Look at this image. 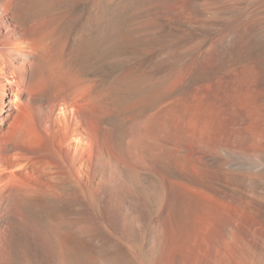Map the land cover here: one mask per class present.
Segmentation results:
<instances>
[{
  "label": "bare ground",
  "instance_id": "bare-ground-1",
  "mask_svg": "<svg viewBox=\"0 0 264 264\" xmlns=\"http://www.w3.org/2000/svg\"><path fill=\"white\" fill-rule=\"evenodd\" d=\"M72 1L0 0V264H264V0L147 22L214 35L200 74L251 92V123L225 126L193 125L174 75L122 70L153 54L123 21L145 0Z\"/></svg>",
  "mask_w": 264,
  "mask_h": 264
},
{
  "label": "rangeland",
  "instance_id": "rangeland-1",
  "mask_svg": "<svg viewBox=\"0 0 264 264\" xmlns=\"http://www.w3.org/2000/svg\"><path fill=\"white\" fill-rule=\"evenodd\" d=\"M82 1L83 0H81V1L80 0H73L71 3L72 4L71 6L72 7H76V6L79 7L81 5ZM91 1H92L93 6H94V9L97 8L96 6H98L101 2V0H91ZM110 1L114 2V0H110ZM146 1H148V3ZM174 2H172V0H169V1L168 0H152V2L149 0H145V1L139 2V5H140V3H142L143 6L140 5V7H139V5L138 6L136 5V7L134 9L135 13H141L139 16L137 14L132 13L133 9L130 11L131 13L129 12L130 14L127 13L129 16L126 15L124 17L125 19L123 20L125 23L126 32L129 33L130 36L135 37V38L142 36V37H139V39H141V40H143V42H145L144 43L145 47L142 48V50L143 49L147 50L149 47H151L153 54L151 55V57H152L151 58L150 56L144 55L142 53V51H141V53H133L130 50L122 52L121 58L124 59V62H125V64L122 67V70H125L127 72L140 71L141 70L140 72H142L143 74H147V73H145V71L146 72H153V73H156L160 77L163 75H169V73L174 75V78L172 79V82L170 83V85L172 84L174 86L177 81L180 82L181 86H180V89H178L176 94L177 95L181 94L185 99L187 98L184 101L185 105L187 106L188 116H190V118L189 117H187V118L189 121L191 119L193 125L197 123V120L200 121L201 124H209L212 121V123H215L219 126H225L232 119H239V121H237V120L236 121L237 122H240V121L243 122L246 119V116H245L246 113H248L247 116H249V122L251 123V92L245 97L242 96L243 98L237 97L238 99L237 98L234 99V102L236 104L232 103L233 100L230 98L229 95L226 94V89L229 88L227 79L225 77L227 67H225L226 69L225 68H223V69L218 68V69L210 70V71L207 70L204 73V75L200 74V71H199L200 68L197 69V67L199 65L197 63H200V61H204L203 63H206V62L213 59L209 55L203 56L201 58V55L207 49V47H208V45H209V43L212 40L214 35L210 36V34H207V33L205 34V32L202 31V29L199 30L200 28L189 31L188 33H186L187 36L182 35V33H176V32H175L176 34L175 33H169L168 31H165V29H160V28H157L154 30L152 28H151L152 30L149 28L150 29V31H149L148 23L150 26L155 25L156 23H158V21H160V16L161 17L163 16L164 18H167V19H169V18L173 19L175 17H176L175 19H179L180 17L181 18L185 17L186 15H184V14H186V13L190 14L191 13L190 9H191V6L193 4V0H176ZM145 3H147V4H145ZM172 3H174V4H172ZM165 4L167 5V7ZM120 6L121 5H118V7H116V8H120ZM183 7H186V8L184 9ZM159 8H160V10H159ZM136 11H138V12H136ZM173 11L175 12V14ZM178 13L180 14V16ZM182 13H183V15H182ZM131 14L133 16L130 17ZM176 15L179 18H177ZM126 17H128V18H126ZM139 25H141V26L139 27ZM145 25H147V26H145ZM141 27L145 30H143ZM147 30H148V32H147ZM144 31L148 33V34L146 33L145 37H144V34H145ZM138 32H140L139 33L140 35L137 34ZM166 32H167V34L169 33L170 35L168 34V36H167ZM192 32H193V34H192ZM216 33L218 34L220 32H216ZM188 34H189L190 38H189ZM147 35H149V36L147 37ZM150 35H151V37L152 36H154V37L151 38ZM159 35H161V36L158 38L157 36H159ZM146 37L147 38L150 37L151 40L153 39L152 41H154V42L150 43L151 40L150 41H149V39L147 40ZM142 38H144V39H142ZM148 41H149V44H148ZM152 44H153V46H152ZM152 47H154L156 49V52H155V49ZM198 56H199V58H197ZM151 60H152V62H151ZM197 60H198V62H197ZM160 61H161V63H160ZM194 63H196V65ZM193 64H194V66H193ZM190 69H192V70H190ZM195 69H197L198 71H196ZM197 73H198V75H197ZM192 74H193V76H192ZM197 76H198V78H197ZM202 78H204V79H202ZM176 79H178V80H176ZM217 88H218V90H217ZM181 90H182V92L180 93ZM185 93L187 94V96ZM256 99L257 100L255 102V107H256L257 111L259 113H261L262 110H264V97L258 96ZM230 100H232V102ZM212 106H214L215 108ZM230 107L234 108L233 112L235 113V110H236L238 114L237 113L232 114L231 113L232 110H229ZM202 109H203V111H202ZM225 109H227L228 111L227 110L225 111ZM190 110H191V112H190ZM240 114H241V116H240ZM233 116H236V117L234 118ZM241 117H243L245 119L243 120V118H241ZM193 120H194V122H193ZM195 121H196V123H195ZM223 121H224V123H223ZM200 123L198 122V124H200ZM258 125L259 126H257V124H256L255 127L251 128V147H252V136L253 135L254 136L257 135L258 138H261V136L263 137L264 132L262 133V131L256 129L257 127L261 128L260 124H258ZM261 141H262V143L260 144V146L256 147V151H254L256 154L257 149H260V150H258L260 152V153L258 152L260 155H258V153L256 155H254V152H253L254 147H252L253 149H251V159H252L251 160V168L256 166L257 164H259L257 169H261L264 167V156H263L264 151L262 149L263 144H264V139H261ZM258 156H260V157H258ZM252 157H254V158H252ZM256 187L259 190H262V187H260L259 185H257ZM100 249H110V247L102 245L100 247Z\"/></svg>",
  "mask_w": 264,
  "mask_h": 264
}]
</instances>
